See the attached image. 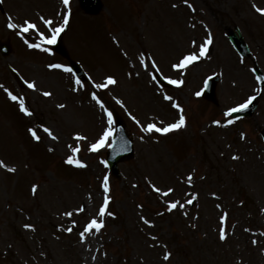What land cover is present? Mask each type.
<instances>
[{
    "label": "rangeland",
    "instance_id": "374dc122",
    "mask_svg": "<svg viewBox=\"0 0 264 264\" xmlns=\"http://www.w3.org/2000/svg\"><path fill=\"white\" fill-rule=\"evenodd\" d=\"M28 1L30 3L13 0V3L5 5V10L0 11V41L8 38L12 41L24 34L31 41L23 42L27 49L16 45L11 56L3 58L0 55V85L6 86L20 99L25 97L24 104L32 112L31 116L22 112L23 122H17L14 119L17 116L16 107L6 100L9 94L0 90V121L4 122L0 123L1 140L6 133L10 135L5 136V141H0V161L8 166H0V264H264V142L260 136L261 130H264V90H255L250 73L254 62L264 70V33H256L258 26L264 32V19L256 21L261 14L250 8L246 0H190L196 6L198 20L189 18L187 11L183 17L170 18L165 15L167 10L171 11V3L177 0H147V7L140 6L141 16L133 36L131 29L134 26L130 24V29L128 20L135 22L138 10L121 9L115 12L106 6L114 15L120 33L126 34L125 39L133 38L135 41L129 46L131 54L138 51L134 48L136 43L141 45L140 51L151 44V48L147 49L151 58L157 54L159 58H169L168 63H172L182 56L184 50H188L186 48L194 46L199 59L185 65L192 69L183 70L179 74L180 80L188 78L184 88L195 90L209 75L219 74L221 110L232 107L249 95L260 94L258 108L249 122L238 123L235 127L224 117L227 124L221 125L220 129L195 132L194 137H200L198 140H194L192 134L176 135L173 141L177 140L179 145L184 143L181 150L169 142L172 137L164 139L158 148L146 151L144 145L138 144L136 159L121 164L123 182L113 180L111 183L108 179V193L115 198L112 208L120 217L118 221H108V210L100 217L99 209L107 195L103 182L109 173L100 161L99 149H91V145L111 129L108 115L105 118L101 115L102 120L99 117L95 119L94 123L100 128L90 126L87 111L81 110L85 108V100L80 108L75 96L66 91L63 76L47 67V63L57 57L50 59L29 52L39 50L29 47L30 44H48L42 40L40 33L51 36L57 26L51 24L45 27L38 16L28 21L35 23L36 29L25 33L27 24L23 26L22 19L33 16L32 4L37 6L39 3V0ZM128 1L132 5L143 0ZM260 1L262 5L264 0ZM201 8L203 14H199ZM142 13L147 16L144 15L145 19ZM100 17L103 16L87 18L78 14L71 28L68 24L65 26L70 29L68 44L73 57L85 55L89 50L93 52L86 56L89 59L83 60L93 79H101L103 72L98 67L108 70L110 62L116 60V54H111L110 48L102 45L108 41L104 37L105 29L103 36L95 35L92 29L96 25H107L108 22ZM161 19L163 24H175L170 25L169 38L171 40L174 36V43L169 53L159 44L155 47L156 53L153 48L156 40L161 41L162 32L158 31L155 37L147 32V25L151 23L155 27ZM6 21L8 25H17L16 29L21 34L15 36L9 33L5 29ZM192 24L197 25V29ZM234 26L240 27L252 49V57L242 62L245 65H240L224 39L225 32ZM86 28H90L88 33ZM213 33L215 43L207 46L206 53L200 52V46L206 42L201 37L206 35L208 38ZM22 39L25 41L24 36ZM124 57L134 62L132 58ZM8 64L16 67L27 82L23 89L13 82L6 68ZM115 70L119 72V69ZM152 70L154 67L149 71ZM122 79L124 83L120 81V86L116 90L111 88L112 91L120 93L129 105L141 106L143 87L133 90L122 87V84L131 87L136 83L134 75L128 73V66ZM31 83H35L36 87H29ZM111 89L106 87L100 100H104L105 108L109 106L105 100L108 96L106 92L112 93ZM44 92L51 95L45 96ZM192 94L184 89L180 97L186 102ZM157 102L162 105L159 98ZM194 109L195 105L188 110L191 130L199 126L191 113ZM153 112L154 116L159 115L166 122L173 120L157 107H153ZM215 116L222 119L217 110L209 112L206 121ZM7 126L11 130L6 131ZM18 127L21 129L18 130ZM32 129L40 136L39 140L33 137ZM45 129H50L51 135ZM242 131L246 134L242 135ZM77 134L87 140L74 146ZM31 135L37 145L32 142ZM5 142L10 144L9 148L4 146ZM73 148L79 151L73 152ZM69 151L89 169L65 171L61 164ZM12 168L15 171H11ZM192 169L198 172L196 178L191 177L189 182L185 176L192 175ZM179 178L185 180L181 183ZM33 186H37L35 192ZM153 186L161 191L157 192ZM169 189L172 191L169 192ZM149 200L150 205H147ZM189 200L192 202L189 203ZM152 203L157 206L152 208ZM172 203H177L175 209L171 208ZM140 204L144 205L143 209L139 208ZM163 210V218L156 216L155 213ZM69 212L71 216L66 215ZM224 213H227V218L222 221ZM94 217L98 221L103 220L104 226L98 232L94 228L86 231ZM25 225L34 227L27 228ZM68 228L72 231H67ZM221 228L226 232L225 240L220 239ZM81 232H85V237L80 236ZM169 253L170 257L165 259Z\"/></svg>",
    "mask_w": 264,
    "mask_h": 264
},
{
    "label": "snow or ice",
    "instance_id": "6c2138e0",
    "mask_svg": "<svg viewBox=\"0 0 264 264\" xmlns=\"http://www.w3.org/2000/svg\"><path fill=\"white\" fill-rule=\"evenodd\" d=\"M63 2L65 4H67L69 2V0H63ZM187 2H188V0H185V3H187ZM256 10L258 12H260L261 14H264V8H260V7L257 6ZM44 22H45V24H48V25H51V23H52L51 20H45ZM67 24H68V20L65 19L64 20V23H63V25L61 27L53 29L51 36H45L44 33L41 32L40 33V36L42 37V40L45 41V42H47L48 44H55L57 42V37H58L59 33L63 31L64 27ZM8 27H10V28H16L18 26L15 25V24L10 23L8 25ZM36 27L37 26H36L35 23L28 22L27 23V26L24 27V31L27 32V31H29V29H36ZM193 43H195V41H193ZM211 43H212V41H211V39H209L207 41V44H211ZM207 44L200 46V52L206 53V51H207ZM29 47L41 48V44H30ZM44 50L45 51H51V49H44ZM197 59H199V57L195 53L189 54V55L185 56L180 63H178L176 65H173V67H175V68H181V67H184L185 65H187V64H189L192 61L197 60ZM49 67L50 68H63L64 66L63 65H60V64H52V65H49ZM67 70L68 71H71V69H67ZM77 82L79 83V80ZM116 82L117 81L115 80V78H113L111 76L107 77V83L108 84H115ZM170 82L172 84H182L183 83L182 80H174V79L171 80ZM29 87L35 88L36 85H35V83H31V84H29ZM97 87H99V88H105V87H107V84H99V85H97ZM8 94H9V96L11 97V99L13 101H17L19 99V101H20L19 107H20V110L22 112H24L26 115H29V116L32 115V112L25 106L24 101L22 99H20L16 95H13L11 92H9ZM43 94L45 96H50L51 95L50 92H44ZM196 95L199 96L200 93L197 92ZM93 98L94 99H99L98 97H96V94L95 93H93ZM166 99L171 100L172 97L169 96V97H166ZM252 99H255V97H253ZM250 103H251V100H249L247 103L240 104L238 108H232V109H230L229 112H228V114L231 115L234 112H237L239 110L245 109V108H247L249 106ZM175 106L177 108H180V105L179 104H176ZM60 107H64V105H60ZM108 117H109V123H111L112 122L111 121V117H112V113L111 112H108ZM133 119L135 120L136 118L133 117ZM232 122H233L232 120H229L228 121L229 124H231ZM137 123H139V121H137ZM185 123H186V119H185V117L183 115H181L179 121L176 122V123L168 124L165 127H157L156 124H148L147 127L144 129V131L149 132V131L155 130L156 132L168 133V132H170L172 130H177V129H179L182 126H185ZM214 123L215 124H220V121H214ZM30 131L32 132V135H33V137L36 140H39L40 139V136L37 135V133H36V131L34 129H32ZM45 131H48L49 134L51 135V130L50 129H45ZM111 134H112V130L111 129H109L108 131H105L103 133L102 137L97 141V143H94V144L91 145V149L92 150H97L98 148L102 147L105 144V141L107 140V138ZM77 139H86V137H82L79 134H77ZM78 151H79L78 148H73V152H78ZM234 158H238V157H234ZM67 162L69 164H75V165L80 166V167H86L87 166L84 162H82L79 159H75L73 156H69L67 158ZM105 163H106V161H105ZM0 166H4L5 168L8 167L7 165L4 164L3 161H0ZM10 170L11 171H15L14 168H12ZM191 179H192L191 176H189L188 177L189 182H191ZM36 187L37 186H33V192L36 191ZM153 187H155V186H153ZM103 188L105 190V193H107L109 191V184H108V178L107 177L104 178ZM155 190L157 192H160L161 191V189L158 188V187H155ZM168 191L171 192L172 189H169ZM165 195H167V193H165ZM193 199H195V197ZM109 200H110V197H108L107 195H105L104 202H103V206H101L100 209H99V216L100 217H103L105 215V210H106V208L108 206ZM188 202L191 203L192 201L189 200ZM176 207H177V203H172L171 204V208L172 209H175ZM66 215L71 216L72 213L69 212V213H66ZM112 215H114V213H112ZM226 218H227V213H224L221 216V220L222 221L223 220H226ZM103 226H104L103 220L98 221L94 217L88 223V225L86 227V231H91L94 228L98 232ZM25 227H27V228H33L34 226L33 225H25ZM67 231L71 232L72 231V228H68ZM80 236L82 238L85 237V232H81L80 233ZM220 239L221 240L227 239L226 232H225V230L223 228H221V230H220ZM170 255H171V253H169L168 256L165 257V259H168L170 257Z\"/></svg>",
    "mask_w": 264,
    "mask_h": 264
}]
</instances>
